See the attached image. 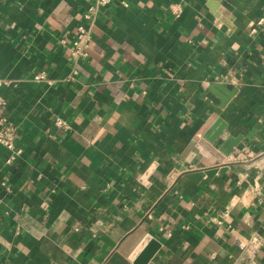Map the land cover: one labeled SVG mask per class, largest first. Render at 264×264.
I'll use <instances>...</instances> for the list:
<instances>
[{"label":"crops","instance_id":"1","mask_svg":"<svg viewBox=\"0 0 264 264\" xmlns=\"http://www.w3.org/2000/svg\"><path fill=\"white\" fill-rule=\"evenodd\" d=\"M92 4L0 0L22 151L0 146V264H264V0H113L88 24ZM222 124L241 142L212 164Z\"/></svg>","mask_w":264,"mask_h":264},{"label":"built area","instance_id":"2","mask_svg":"<svg viewBox=\"0 0 264 264\" xmlns=\"http://www.w3.org/2000/svg\"><path fill=\"white\" fill-rule=\"evenodd\" d=\"M113 0H94V4L88 6L86 12L83 14V19L86 23H93L98 17L100 10L107 7L112 3ZM171 13L174 17H179L181 14L180 6H173L171 8ZM264 24V18L259 19L255 24L252 31L256 32ZM90 31L86 25L80 24L74 31L73 40L70 44L69 50L72 59H82L86 60L88 58V47L90 42ZM65 43V42H63ZM37 82H42L45 80L43 73L37 74L34 77ZM7 85V82L0 79V92ZM7 106L6 100L0 93V146L5 148L10 152V156L5 160V166H12L13 163L21 155V149L16 146L17 132L16 128L9 122L5 116V109ZM55 127L59 130L68 131L69 126L67 123L58 118L55 122Z\"/></svg>","mask_w":264,"mask_h":264},{"label":"water","instance_id":"3","mask_svg":"<svg viewBox=\"0 0 264 264\" xmlns=\"http://www.w3.org/2000/svg\"><path fill=\"white\" fill-rule=\"evenodd\" d=\"M233 94H234V91L227 93V97L223 98L224 105L228 102L229 98L233 96ZM215 119L216 118L214 117L211 120V122ZM218 123L220 124L219 120L217 121L216 125ZM206 127H208V124L205 126L204 129H206ZM225 128H226L225 125L222 124V126H220L217 130L213 128L206 133L204 132V130L200 132V133L204 132V135H203L204 140L201 141L202 146L205 148L207 152H209L210 154H212V156L215 157L212 159L209 157L212 164H216L217 161H224L226 157L230 156L233 153L234 149L241 142V138H237V139L228 138L222 144L218 145L217 141L223 135ZM199 139H200L199 135L195 137V140H199ZM214 145H216L217 147H215ZM215 171H216V168L210 169L206 167L195 173L194 172L193 173L184 172V175L187 176L192 181L198 182L204 176L212 177Z\"/></svg>","mask_w":264,"mask_h":264}]
</instances>
